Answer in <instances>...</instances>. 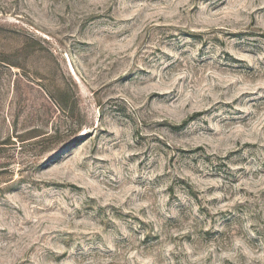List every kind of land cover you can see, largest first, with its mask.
Wrapping results in <instances>:
<instances>
[{
  "label": "rangeland",
  "instance_id": "rangeland-1",
  "mask_svg": "<svg viewBox=\"0 0 264 264\" xmlns=\"http://www.w3.org/2000/svg\"><path fill=\"white\" fill-rule=\"evenodd\" d=\"M0 264H264V0H0Z\"/></svg>",
  "mask_w": 264,
  "mask_h": 264
}]
</instances>
